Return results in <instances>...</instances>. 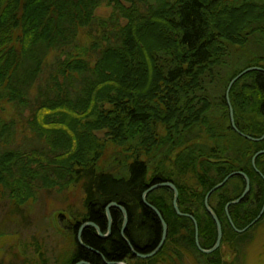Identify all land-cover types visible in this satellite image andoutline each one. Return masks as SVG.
<instances>
[{"label":"trees","instance_id":"trees-1","mask_svg":"<svg viewBox=\"0 0 264 264\" xmlns=\"http://www.w3.org/2000/svg\"><path fill=\"white\" fill-rule=\"evenodd\" d=\"M104 4L113 8L110 18L97 14ZM254 38L261 56L225 77L222 68L232 48H246ZM56 52L65 57L55 58L53 87L33 104L31 90ZM253 66L264 68V0H0V105L11 104L23 116L30 108L26 128L44 140L47 150L10 149L17 124L0 109V146H5L0 148V184L17 206L36 198L38 180L50 188L82 185V209L68 210L70 251L61 264L182 263L187 251L205 264H221L216 258L238 234L226 206L242 196L245 178L232 177L209 199L224 232L215 253L198 249L188 215L198 221L202 248L212 249L218 228L206 196L236 171L251 180L250 193L229 208L236 227H247L261 212L264 154L256 160L259 171L252 158L264 150V140L251 141L232 128L226 98L230 81ZM230 99L240 132L261 138L264 71L240 78ZM101 131L106 139L96 135ZM112 145L117 156L104 163ZM165 182L178 188L185 216L177 213L171 188L148 193L147 201L161 212L169 232L158 254L138 258L132 247L150 254L163 236L161 219L143 195ZM114 202L129 214L124 235L123 212L113 207L111 233L104 238L89 226L81 245L77 236L84 223L93 222L108 234L107 207Z\"/></svg>","mask_w":264,"mask_h":264},{"label":"rangeland","instance_id":"rangeland-1","mask_svg":"<svg viewBox=\"0 0 264 264\" xmlns=\"http://www.w3.org/2000/svg\"><path fill=\"white\" fill-rule=\"evenodd\" d=\"M112 13L113 8L106 6V4L97 11L100 18H110ZM123 22L125 21L123 20ZM95 27V33H99L98 25ZM89 40V38L86 39L87 42ZM232 49L233 55L230 56L228 64L222 68L225 77L248 67L262 53V49L255 38L249 41L246 48L233 47ZM50 56L44 73L31 90L29 98L33 104L37 96L38 100L42 99L39 97L40 94L49 92V89L53 87L55 79L51 76H55V58L58 56L65 57L62 52L52 53ZM222 69L219 70L222 71ZM3 108L8 113L7 116H12L17 124V131L9 143L10 149L21 150L28 154L47 151L44 140L33 138L32 132L26 128L27 123H24V119L30 114V108L27 109L25 116L18 115L15 107L11 104L3 103L0 105V109ZM96 135L99 139L107 138L105 131L96 132ZM0 148L3 149L5 146H0ZM117 153L116 147L113 145L108 147L103 158L104 163L117 156ZM112 163L113 161L110 164ZM36 185V198L30 199L25 205L17 206L8 197V191L0 184V264H43L44 259L48 261V264H61L68 257L70 243L69 238H67L65 222L67 215L70 216L68 210L82 209L83 207L84 190L82 185L75 184L67 188H61L59 185L50 188L44 183V180H38ZM216 259H220L221 264H264V220L254 228L231 237L229 242L224 244L221 254ZM175 263L205 264L203 257L195 256L191 251L186 252L182 263L179 260H175ZM175 263L166 260L159 264Z\"/></svg>","mask_w":264,"mask_h":264},{"label":"water","instance_id":"water-1","mask_svg":"<svg viewBox=\"0 0 264 264\" xmlns=\"http://www.w3.org/2000/svg\"><path fill=\"white\" fill-rule=\"evenodd\" d=\"M251 71H264V68L262 67H259V66H253V67H249L247 69H245L244 71H242L241 73H239L237 76H235L229 83L228 85V88H227V91H226V98H227V102H228V105H229V109H230V121H231V126L232 128L238 132L240 135H242L243 137L251 140V141H263L264 140V135L261 137V138H253L249 135H246L242 132H240V130L238 129V127L236 126V123H235V115H234V109H233V106H232V103H231V99H230V92H231V89L232 87L234 86V84L240 79L242 78L245 74L251 72ZM264 154V150L262 151H259L258 153L255 154V156L253 157V160H252V164L254 166V168L259 171L257 169V166H256V160L257 158L260 156V155H263ZM236 175H241L245 178L246 180V188H245V191L244 193L242 194V196L232 202H230L227 206H226V211H227V215H228V218H229V221H230V224L232 225V227L235 229L236 232L238 233H244L246 232L247 230H249L254 224H256L263 216L264 214V208L262 209L261 213L259 214V216L251 223L249 224L247 227H245L244 229H238L234 223V221L232 220L231 216H230V212H229V208L231 205H235V204H239L241 203L245 197L250 193L251 191V180L249 178V176L242 172V171H236V172H232L230 173L220 184L216 185L206 196V200H205V205L208 209V211L212 214L214 220L216 221V224H217V228H218V239H217V243L216 245L210 249V250H206V249H203L202 246H201V243H200V238H199V225H198V222L196 220V218L194 216H189L191 219H193L194 223H195V228H196V245L198 247V249L205 253V254H212L213 252L217 251L221 244H222V240H223V228H222V224L219 220V217L217 216V214L214 212V210L212 209V207L210 206L209 204V199L212 195V193H214L215 191H217L218 189H220L221 187H223L232 177L236 176ZM163 187H167V188H171L173 191H174V194H175V199H174V207L177 211V213L181 216H185L179 206H178V198H179V190L178 188L176 187L175 184L171 183V182H165V183H159V184H155L153 185L151 188H149L143 195V200H144V203L150 207L152 210H154L157 215L160 217L161 219V222H162V225H163V236H162V239H161V242L159 243L158 247L150 254H141L139 252H137L136 250H134V248L132 247V250H133V253L135 256L137 257H141V258H150V257H153L155 256L159 251L162 250V248L164 247L165 243H166V240L168 238V232H169V227H168V224L166 223V221L164 220V218L162 217V214L161 212L152 204H150L148 201H147V194L152 192V191H155L159 188H163ZM113 207H117L119 208L122 212H123V215H124V224H123V235H124V232H125V229L128 225V222H129V214H128V211L125 207H123L122 205L118 204V203H111L110 205H108L107 207V217H108V221H109V232L108 234L104 235L100 229L99 226H97L95 223L93 222H87V223H84L80 230H79V233H78V236H77V239H78V242L81 244V245H84L83 241H82V233L84 231L85 228L91 226V227H94L99 235L101 237H107L110 233H111V227H112V223H113V217H112V213H111V208ZM125 237V236H124ZM129 242V241H128ZM130 244V243H129ZM91 249V248H90ZM77 264H90L86 261H82V262H79ZM108 264H126V263H108Z\"/></svg>","mask_w":264,"mask_h":264}]
</instances>
